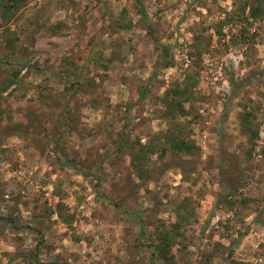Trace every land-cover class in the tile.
Here are the masks:
<instances>
[{"label":"rangeland","instance_id":"1","mask_svg":"<svg viewBox=\"0 0 264 264\" xmlns=\"http://www.w3.org/2000/svg\"><path fill=\"white\" fill-rule=\"evenodd\" d=\"M4 1L0 264H264L255 0ZM169 130L198 150L163 154Z\"/></svg>","mask_w":264,"mask_h":264},{"label":"trees","instance_id":"2","mask_svg":"<svg viewBox=\"0 0 264 264\" xmlns=\"http://www.w3.org/2000/svg\"><path fill=\"white\" fill-rule=\"evenodd\" d=\"M11 1L10 5L9 3L7 2H3V4L1 5V7H12L13 6H17V4H14V3H18V0H15L14 2L12 0H9ZM248 3L245 4L244 6V12L246 10V6H247ZM253 4V3H252ZM251 11H250V15L248 16V18H253V19H261V17H264V0H255L254 4L251 5ZM144 11V9H143ZM8 13V9L4 11V15H6V13ZM145 17V15H143ZM4 16H2L3 18ZM165 59H166V64H165V67L168 68L171 66V62H170V59L168 57V54H165ZM2 62L1 58H0V63ZM6 63V62H4ZM15 76H17V74H15ZM13 79L10 80V78H6L1 86L3 85V87H1V89L3 91H6L8 90L9 88H11L13 86ZM230 85H231V88H232V96H237V94L240 92V89L242 87H247V84L243 85V86H240L236 80L234 79V76L231 75V80H230ZM145 94V91L142 93V95L144 96ZM186 93L185 92H180L179 90H174L173 91V94H172V101H170V103H167V106H168V116L171 115L170 113H174L175 111H179L180 113H182L184 115L185 112V107H184V104L183 102L185 100H187V95H185ZM171 95V94H170ZM142 96V97H143ZM246 116L244 117V124L247 125V119L250 118V114L246 113L245 114ZM250 130V129H249ZM254 136H258V132L256 133H253ZM15 135L17 137H20V138H24V135L22 133H20L19 131H17L15 133ZM165 139H166V144H167V147H165L164 149H162V153L163 154H167L168 152H172L174 154L178 153V152H181V153H184V154H192L195 150H198L190 141H187L184 137H182V131H178L177 133L176 132H172L171 130L167 131L165 133ZM154 145H148V146H142L140 151H138L137 153H135L133 155V165L134 167H136V169L138 171L141 172V169H140V163L142 165V162H145V160H147V158L150 156V154H154L155 152V149H154ZM140 166V167H139ZM219 172L221 173V176L223 175L224 173V170L220 167L219 168ZM221 182H222V185L224 183V181L221 179ZM239 185H232L231 186V192H230V195H234L236 191H238L239 189ZM230 204L233 205V203H231V201H229ZM182 207V206H181ZM179 207V208H181ZM180 219L181 218V215H180ZM181 221V220H180ZM177 225V224H176ZM180 226V224H179ZM178 226V227H179ZM175 243L173 237L169 236L168 233L163 235V247L162 246H158V250L160 252V254L162 255V257L164 258L165 261H169L171 259V257L168 255V252L170 251V247L171 245Z\"/></svg>","mask_w":264,"mask_h":264}]
</instances>
